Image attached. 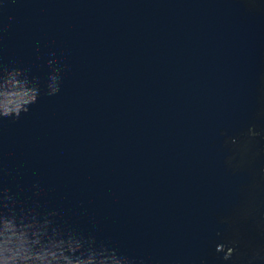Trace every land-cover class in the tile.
<instances>
[{"label": "water", "instance_id": "water-1", "mask_svg": "<svg viewBox=\"0 0 264 264\" xmlns=\"http://www.w3.org/2000/svg\"><path fill=\"white\" fill-rule=\"evenodd\" d=\"M0 264H264V0H0Z\"/></svg>", "mask_w": 264, "mask_h": 264}]
</instances>
